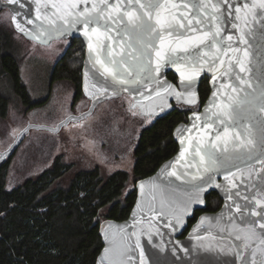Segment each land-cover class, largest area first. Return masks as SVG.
<instances>
[{"label": "water", "instance_id": "water-1", "mask_svg": "<svg viewBox=\"0 0 264 264\" xmlns=\"http://www.w3.org/2000/svg\"><path fill=\"white\" fill-rule=\"evenodd\" d=\"M148 2L140 0L145 12ZM243 2L248 3V8L237 0H228L232 8L241 7L239 18L234 13L218 15L209 25L205 13L194 15L198 0H161L164 5L160 10L162 20L177 25L192 21L191 27L195 29L186 32L181 28L184 35L173 33L166 37L180 54L187 49L190 58H199L196 83L190 90L195 94V103L189 104L186 93L183 99L177 100L172 89L165 92L155 81L144 78L143 73L136 77L135 69L130 75L113 79L116 67L108 64L104 54L98 51V38L100 47L106 45L112 50L108 59L119 60L124 45L117 39L115 25L107 30L99 27L96 33L89 28L88 36H85L83 24L74 25L85 8L91 11L94 3L101 7L100 0H15V4L0 0V8L9 11L13 29L26 39L43 45L60 38L82 40L81 88L89 100L87 109L69 114L54 126L25 125L8 147L0 151V164L14 153L31 128L57 132L70 121L89 116L98 103L123 93L132 99L128 107L136 109L140 116L161 118L179 104H196L200 82L208 77L209 93L201 107L189 112L185 121L173 127L176 152L161 162L153 173L135 181V201L125 219L101 222L102 247L95 264H264V230L259 227L264 219L255 215H264V8L252 7L253 3L259 5L261 0ZM199 3L211 10L217 0H199ZM73 4L76 8L71 7ZM117 4L121 5V12H131L134 16L142 14L135 0L131 7L128 0H112L113 7ZM217 6L223 13L226 5ZM109 11L116 15L111 8ZM151 15L155 18L156 13ZM200 17L204 19L197 26L196 20ZM217 28L219 35L212 41V33ZM205 32L209 37L204 40L207 47L189 39H203ZM89 43L92 44L91 53ZM97 60L105 61L112 73L105 72ZM126 66L127 62L120 70L123 72ZM169 72L175 75L176 81L167 77ZM133 79L135 83H122ZM164 80L175 92L184 93L179 73L174 68H168L160 77L161 83ZM165 106L170 107L162 111ZM218 117L226 123L221 125ZM233 119L239 126L233 125ZM240 153L244 154L241 159H232L227 165L230 171L224 168L207 171L210 155L219 161ZM209 176L213 184L223 187H213L202 194L200 199L204 204H190L197 186ZM211 191L216 192L222 202L217 210L206 211V195ZM197 210L201 212L188 225V219Z\"/></svg>", "mask_w": 264, "mask_h": 264}, {"label": "trees", "instance_id": "trees-1", "mask_svg": "<svg viewBox=\"0 0 264 264\" xmlns=\"http://www.w3.org/2000/svg\"><path fill=\"white\" fill-rule=\"evenodd\" d=\"M6 37L0 34V75L9 77L15 93L31 107L37 103L30 100L18 60L9 49ZM70 39L51 69L50 81L71 82L76 101L84 96L81 88L84 45L80 38ZM167 77L175 79L172 72ZM207 91L208 84L203 79L202 99ZM7 108L8 98L0 91V117L6 116ZM186 116L187 110L177 105L170 113L153 118L140 130L133 148L134 180L150 175L176 152L172 130ZM16 150L0 164V264H95L102 247L101 222L125 219L135 201V185L123 191L129 172L117 169L103 175L98 166L79 169L66 186H54L72 169L71 163L57 155L51 165L35 177L8 188L6 179ZM221 202L218 194L211 191L206 195L205 210L215 211ZM198 213L199 210L195 211L188 219V225Z\"/></svg>", "mask_w": 264, "mask_h": 264}, {"label": "rangeland", "instance_id": "rangeland-1", "mask_svg": "<svg viewBox=\"0 0 264 264\" xmlns=\"http://www.w3.org/2000/svg\"><path fill=\"white\" fill-rule=\"evenodd\" d=\"M6 33V35L4 34ZM0 34L7 36L20 68V76L37 104H24L15 93L8 76L0 75V91L8 98L5 117H0V151L27 124L56 125L69 114L87 109L89 100H74L75 88L69 81H50V72L67 48L68 38L55 39L49 45L39 44L16 32L7 9L0 8ZM131 97L123 94L97 104L94 111L78 121H70L59 131L31 128L11 158L6 186L8 188L35 177L60 155L72 164L54 186H66L79 169L98 166L103 175L117 169L129 172L124 192L135 185L132 176L133 148L140 130L152 118L140 116L128 107Z\"/></svg>", "mask_w": 264, "mask_h": 264}, {"label": "snow or ice", "instance_id": "snow-or-ice-1", "mask_svg": "<svg viewBox=\"0 0 264 264\" xmlns=\"http://www.w3.org/2000/svg\"><path fill=\"white\" fill-rule=\"evenodd\" d=\"M135 2L136 4H139L142 12V14L136 16H134L131 12H121V5L119 4L113 7L112 0H100L102 5L101 7L98 8L94 3L92 5L91 11L85 8L75 20L74 25L83 24L85 28V36H88L89 28H91L93 33H96L98 32L99 27H103L107 30L115 25L117 39L124 45L120 59H108L112 50L106 45L100 47L99 38L98 51L104 54L105 60H107L108 64H112L116 67V72L112 73V69L106 66L105 61L97 60V63H100L104 67L105 72L112 73L114 80L120 75H130L131 70L135 69L136 77H140L141 73H143L144 78L155 81L160 85L161 88H164L165 92H168L169 89H172L177 100L183 99L186 93L189 97L187 102L189 104L195 103V94L190 90L196 83V76L198 75L196 68L198 67L199 58H190L187 49H183V54H180V52L177 51V48L172 47L170 41L166 40V37H171L173 33L177 34L178 36L184 35V32L180 31L181 28H183L186 32L195 31V29L191 27L192 21H188L187 25H177L167 20H162L160 18V10L164 7V5L161 3V0H149L146 12L144 11L145 5L140 4V0H135ZM8 3L15 4V0H8ZM221 3L226 5L223 13L217 6ZM237 3H243V7L245 9L248 8V3L243 2V0H237ZM128 6H132V0H128ZM71 7L76 8V5L73 4ZM173 7H175V5H173ZM195 7L197 11L194 13V15L200 16L201 12L205 13V15L208 17L207 22L209 25L217 20L218 15L234 13L236 14V18H239L238 14L241 12V7L232 8V5L228 3V0H217V4L212 5L211 10L207 5L200 4L199 0ZM252 7L264 8V0H261L259 5L253 3ZM110 8L116 13V15H113L112 12L109 11ZM152 12L156 13L155 18L151 15ZM125 17H127V19H125ZM173 19H175V17H173ZM181 19H184V17H181ZM203 19L204 17H200V19L196 20L197 26L201 25ZM13 20H15V17H13ZM93 25L98 27H92ZM16 26L19 28V24ZM219 31L220 30L217 28V30L212 33V41H215L216 36L219 35ZM203 35V39L193 37H189V39L193 40L194 44H200L207 47L208 45L204 44V40L209 39V37L206 32ZM108 39H111V37H108ZM229 39H231V37H229ZM177 43L179 42L177 41ZM89 50L91 53V43H89ZM257 55L260 54L258 53ZM126 62L128 66H126L122 72L120 70V66L124 65ZM168 68H174L175 71L179 73L180 84L185 90L184 93L175 92L173 86L166 80H164L163 83L160 82V77ZM130 82L135 83L136 81L134 79L131 81H122L124 84ZM156 95L159 96L160 93L157 92ZM168 107L170 106H165L161 110L165 111ZM218 119L221 120V125L226 123L222 118L218 117ZM233 125L239 126L235 119H233ZM181 155H183V153H181ZM243 155V153H240L235 157H223L219 161L214 155H210L207 171L211 172L214 170H219L220 168H224L225 171H230V168L227 167L230 161L232 159L239 160ZM248 158H251L250 155ZM227 178L228 177L225 176V179ZM213 187L219 189L222 188L223 185L213 184L211 182V177L209 176L207 179L202 181L200 186H197L196 196L195 198L190 199L189 203L192 205L204 204L205 201L200 199V196L210 191ZM225 191H227V189H225ZM236 195H239V193H236ZM257 203H260V201H257ZM187 207L188 205L186 204L185 210H187ZM262 212H264V209H262ZM255 215H259L261 219H264V215H261L260 213H255ZM176 223H180L178 218ZM259 227L261 230H264V223L260 224ZM107 252L108 249L106 248L105 253Z\"/></svg>", "mask_w": 264, "mask_h": 264}, {"label": "flooded vegetation", "instance_id": "flooded-vegetation-1", "mask_svg": "<svg viewBox=\"0 0 264 264\" xmlns=\"http://www.w3.org/2000/svg\"><path fill=\"white\" fill-rule=\"evenodd\" d=\"M68 41H69V43H70V41H71V39L68 37ZM203 79H205L206 80V82H207V84H208V77H204ZM202 79V80H203ZM201 80V81H202ZM174 81H176V77H175V79H174ZM200 87H201V82H200V85H199V100H198V102L196 103V104H194V105H192V106H189V105H185V104H179L178 106H181V107H183V108H185L186 110H187V115H188V113L189 112H191V111H194V110H198L200 107H201V105L203 104V102L205 101V99H206V97H207V95H208V93H209V85H208V91H207V94H206V96H205V98L204 99H202V96H201V93H200ZM123 94H126V93H123ZM122 94V95H123ZM128 95V94H127ZM129 96V95H128ZM132 100V99H131ZM133 111H135V113L136 114H139L138 113V111L136 110V109H133ZM148 118V117H147ZM150 118H152V120H153V117H150ZM186 118H187V116H186ZM186 118H185V120H186ZM185 120H183V121H185ZM201 212V211H200Z\"/></svg>", "mask_w": 264, "mask_h": 264}]
</instances>
